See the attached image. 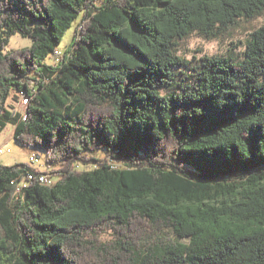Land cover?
Masks as SVG:
<instances>
[{
    "label": "trees",
    "instance_id": "1",
    "mask_svg": "<svg viewBox=\"0 0 264 264\" xmlns=\"http://www.w3.org/2000/svg\"><path fill=\"white\" fill-rule=\"evenodd\" d=\"M263 19L264 0H0V132L58 179L19 191L41 171L0 166V264H264ZM14 35L33 44L5 53ZM194 38L234 47L187 58Z\"/></svg>",
    "mask_w": 264,
    "mask_h": 264
},
{
    "label": "rangeland",
    "instance_id": "2",
    "mask_svg": "<svg viewBox=\"0 0 264 264\" xmlns=\"http://www.w3.org/2000/svg\"><path fill=\"white\" fill-rule=\"evenodd\" d=\"M80 20V19H79ZM78 21H76L73 27L66 32L63 42L58 49L61 51L62 54L66 52L68 47L74 38L76 27L78 25ZM258 25H264V19L259 22ZM242 43H245V35L241 37H237L235 39L236 47H239L236 53L243 52L244 47ZM33 44L31 38L27 37L24 38L20 35H14L11 38L10 45L6 48L5 53H9L13 50L17 51L26 47H29ZM233 44L230 43H219V42H212V41H205L202 39L194 38L187 50L182 52V55L186 56L187 58H191L192 56H201V55H217V54H224L229 52L233 48ZM56 58H50L46 61L48 65H54ZM18 111L24 114L25 107H21V103L14 106ZM15 136V129L12 125H8L4 131L0 132V150L2 149L3 153L0 154V166L8 167V166H16L18 164H27L30 167L37 169L38 171L42 172H52L54 166L49 167L46 163V156L44 151L40 149H32L22 146L17 141L14 140ZM36 155L40 156V161L38 163L35 162ZM56 179L55 182H58V179L55 175H53ZM54 182V183H55ZM110 238L109 234L104 235V239Z\"/></svg>",
    "mask_w": 264,
    "mask_h": 264
},
{
    "label": "built area",
    "instance_id": "3",
    "mask_svg": "<svg viewBox=\"0 0 264 264\" xmlns=\"http://www.w3.org/2000/svg\"><path fill=\"white\" fill-rule=\"evenodd\" d=\"M56 55L57 56H61L62 55L61 51H56ZM24 95L25 94L21 95V100L19 102V103H21V107L24 106ZM2 153H3V151L1 149L0 150V154H2ZM35 158H36L35 162L38 163L40 161V157L36 155ZM51 177H54V176L51 173H49V172H42L41 171L40 173H30L28 175V179L27 180L25 179L24 181H22L19 184V186H18L19 187V191H20V188L22 187L23 184L31 185V184L37 183L39 181H41V182L42 181H49Z\"/></svg>",
    "mask_w": 264,
    "mask_h": 264
},
{
    "label": "bare ground",
    "instance_id": "4",
    "mask_svg": "<svg viewBox=\"0 0 264 264\" xmlns=\"http://www.w3.org/2000/svg\"><path fill=\"white\" fill-rule=\"evenodd\" d=\"M30 104V100H29V97L24 95V107H25V112H24V119H26V108L27 106H29ZM53 182H55V179L53 177L50 178L49 181H40L41 185H51Z\"/></svg>",
    "mask_w": 264,
    "mask_h": 264
}]
</instances>
